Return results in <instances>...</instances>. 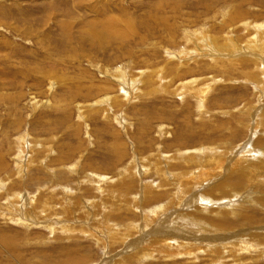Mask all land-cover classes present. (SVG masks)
<instances>
[{
    "label": "rangeland",
    "instance_id": "obj_1",
    "mask_svg": "<svg viewBox=\"0 0 264 264\" xmlns=\"http://www.w3.org/2000/svg\"><path fill=\"white\" fill-rule=\"evenodd\" d=\"M234 10L243 12L246 21L254 25L264 23V0H0V156L6 165L4 170L0 169V183L4 187L0 186V196H3L0 197V240L4 232L3 238L13 239L10 246L21 252L22 264L26 260L27 264H64V260L72 259L67 250L80 251L88 257L94 255L90 264H110L107 257H111V264H120V256H125L123 248L112 249L108 255L103 248L107 241L100 244L89 234H98L97 237L107 240L102 218L112 208L115 210L110 218L112 222H137L143 228L145 212L153 211L147 208L150 203L146 204L144 197L145 187L150 184L154 187H150L152 190L166 192L168 196L148 201L159 200L161 208L167 204L169 212L175 210L179 218L173 222L178 225L186 226L199 214L198 208L205 205L214 211L219 205L231 203L221 198L223 188L216 187L229 174L217 179L210 176L205 180L207 183L186 192L177 181L170 179L171 171L165 177L159 176L148 163L150 159L153 165L173 157L179 148L193 151L205 143L209 146V142L228 140L235 143V149L243 147L244 154L253 160L264 158L261 156L264 153V95L259 98L256 86L243 74L247 72L244 69H253V65L234 67L228 61L242 59L247 54L233 56L235 53H231V56L223 52L214 58L213 47H210L212 51L201 47L204 50L195 56L196 46L190 41L201 29H211L216 37L233 36L245 46L253 31L247 32L241 22L224 25ZM123 16L135 25V33L125 42L111 40L98 45L90 39L89 31L104 30L102 20ZM178 54L184 58L181 62L176 59ZM182 62L186 64L182 72L186 70L184 83L200 81L199 88L210 90L204 110L193 92L184 94L179 88L182 78L173 81L169 92L154 91L161 84L157 83L158 78L143 85L142 74L147 70L159 69L160 74L161 68L168 65L170 72H174ZM51 70L55 85L50 89L47 75ZM118 70H125L127 75H124L123 87L110 77ZM125 94L130 97L127 99ZM107 97L127 100L112 108L102 106L99 111L85 107L86 119H80V106H92ZM49 103L50 109L46 108ZM31 144L35 146L33 152ZM22 149L24 154L20 153ZM158 151H162L161 155ZM151 155L158 157L152 159ZM32 159L30 168L23 167V174L19 176L20 164ZM172 164L176 165V161ZM68 167L76 169L77 174L67 172ZM161 168L165 170V165ZM126 170L131 175L128 181L121 182ZM94 181L103 186L104 195L99 193ZM245 192L250 201H255V194ZM189 197H195V203H189ZM201 198L205 201L201 202ZM235 199L231 200L236 203L241 196ZM15 201L24 213L30 211L33 224L5 216L6 206ZM245 203L242 205H247L245 210L254 218L240 222L237 230H244L246 237L251 236L247 240L259 247L233 250L227 254L225 264H264V208L256 202ZM229 211L223 210L222 214L228 216ZM218 215L206 213L203 217L214 222L222 219ZM64 221L74 227L73 234L60 231L59 223ZM48 225H54L52 232ZM142 234L136 233L135 238ZM5 254V250L0 252L3 264H18ZM150 259L145 264H211L205 256L194 262L185 257L169 262L159 256ZM131 262L138 264L133 259Z\"/></svg>",
    "mask_w": 264,
    "mask_h": 264
},
{
    "label": "bare ground",
    "instance_id": "obj_2",
    "mask_svg": "<svg viewBox=\"0 0 264 264\" xmlns=\"http://www.w3.org/2000/svg\"><path fill=\"white\" fill-rule=\"evenodd\" d=\"M242 13L240 14L239 12H235V10H234L233 12H231V14L229 15V18H227L224 25L225 24L236 25L237 23L241 22L242 26L244 27V29L247 32L253 31L252 34L249 33L250 38L248 41L245 42V46H243V44H241L236 39V37H233V36L232 37L227 36L224 39L218 38V37H216L217 34L214 35V33H212L211 29H207V30L201 29L199 31V33H196L197 32L196 31L195 32L196 35L194 37L191 36L192 39H190V41L193 42L194 45L196 46V48L193 52L194 53L193 55H195V56L198 55L199 52L204 50L201 47L207 48L209 51H212V49H210V47H213L214 51L212 54H213L214 58H216V56H219L217 54H222L223 52L226 53V55L227 54L231 55V53H235V54H233V56H237V55L242 56L243 53L247 54V56L245 55V57H242V59H238V60H234V61L229 59L228 61L231 62V65H233L234 67L238 64H240V66L241 65H247V68H249L248 66L253 65L252 66L253 69L252 68L251 69H244V71H247V72L246 73L243 72V74L247 76V78H248L247 81L249 83H252L253 85L256 86L257 91H258L257 94L259 95V98H260L261 95H264L263 94V91H264V23L263 24L255 23V25H254V24H252L254 22L246 21L248 19L244 15L242 16ZM124 17H126V16H123L120 19L109 18V17H108V19L104 18L105 21L102 20V23L104 24V26H103L104 30L98 31V30H91L90 29L91 30V31H89V33L91 34V35H89V36H91L90 39L95 40L94 43H96L98 45H105L107 42H109L111 40H116V41H119L120 43L125 42L129 36H131L135 33V27H134L135 25H134L132 20L123 19ZM165 23H166V21H165ZM231 28H229V29H231ZM172 31H173V29H172ZM185 31L190 32V30H188V29H186ZM170 52H171V50H170ZM224 55L225 54H223V57H224ZM175 56H177L176 59H178L179 61L181 59H184L183 56H180V54L175 55ZM175 56H173L170 61H173ZM170 57H171V55H170ZM200 58L198 57V59H200ZM224 59L225 58H220L219 60H224ZM225 61H227V60H225ZM185 62H187L186 59H185ZM188 62H190V61H188ZM218 62H219L218 60L217 61L214 60V63L218 64ZM181 64H182L181 66L179 64L177 67H175V69H177V70H175L174 72H170V70H169L170 68H167L168 65L163 66L161 68V70L163 72L160 71V74H158V72H157L159 69L158 70H147L146 72H144L145 73L144 75L142 74V77L144 78V79H142V81L145 82V83H143V85H146V83L150 84L154 78L155 79L158 78L157 83L159 82L161 84H160V86H159V84H157L159 87H155L154 91L156 93H158L159 90H161V91L165 90V91L169 92V88L172 87L174 80L179 79V78H182V81L184 80L183 78L185 77L184 74H185L186 70L184 73H182V72L184 71L186 64L184 62H182ZM208 64H211V62L210 63L208 62ZM209 66H207V67H209ZM48 72L49 73L47 76H50L48 78L50 80L49 81L50 82L49 88L51 89L55 85V82H53V76L54 75L52 74V72H53L52 70L48 71ZM108 72H111V68L108 69ZM127 73H128V71H127ZM167 73H169V74H167ZM124 75L127 76L125 70L124 71L118 70V71L114 72V74H112V76H110V77L116 81L115 83H119L122 86V83L125 82V79H124L125 76ZM169 76L171 77L170 78L171 80H167V78H169ZM132 79H133V77H132ZM201 81H202V79H201ZM198 82H200V81L195 80V81H191L190 83H184V81H183L182 84L179 86V88L183 91L184 94H186L187 91L193 92L194 93L193 96L196 97V99L201 100V102L199 104H201V108H202V110H204V106L207 104L206 100H207V96H208V93L210 90H208V88H207L208 85L206 87L207 90H204L201 87L199 88L197 86ZM204 82H205V80H203L202 84H204ZM206 82H208V81H206ZM8 84L10 86V82ZM140 85H142V84H140ZM135 86H136V84H135ZM12 87H14V86H12ZM3 88H5V87H3ZM138 88L140 89V86H138ZM124 90H126V89L124 88ZM106 95H108V94H106ZM148 95H149V93H148ZM150 95H154L153 90L150 91ZM193 96H191V97H193ZM125 97L126 98L130 97V95L125 94ZM127 99L107 97L103 101H101L102 99L98 100L95 103V105L80 106L81 111H80L79 117H80V119H83V121H84V119H86L84 116V108L85 107H88L90 110H94V111L98 110L99 111L102 106L112 108V105L113 106L114 105H120L121 103H123V100L125 102ZM96 100H94V101H96ZM135 100H138V99H135ZM46 108L50 109V108H52V105L49 103V106ZM257 114H259V113H257ZM250 116H252V115H250ZM263 116H264V113H263ZM255 118H260V117L255 116ZM238 120H240V119H238ZM239 124L242 125L243 127H244V124L246 125V123H244V124L239 123ZM245 127H247V126H245ZM220 142H213V143L209 142V144H210L209 146L205 145L206 144L205 143V144H202L198 149L193 150V151H185L183 148H179L175 156L170 157V158L166 157L163 159L164 161H162V162L159 160L158 162H160V163H157V161H156L155 163H153V165H152V160L150 159L148 164L150 165L149 168L155 167L156 173L162 177H165L171 171L172 175L170 176L171 177L170 179H174L175 181H177L176 183L180 187L185 188L186 192H188V190L191 191L192 189H194L195 186H200V185L207 183L205 180H208V178H210V176L214 175L215 178L217 179L221 175L225 174V176H226V174L227 175L229 174L230 176L227 178V180L226 181L222 180L219 183V185H217L216 187L217 188H220V187L223 188L221 198H223L224 200H227L231 203H234V204L231 205V203L227 202L226 204L219 205L220 208L218 210H214V211H210V209L207 208V205H205L202 209L198 208L199 214L194 217L195 219L193 217H191V218H193V220L189 221V223H187L186 226H184V224H181L184 227L182 229L181 225L174 224V222H173L174 220H177V218H179V216L177 217V215L175 214V210L174 211L171 210V212H169L170 210H168L167 204L162 206V208H161V206H160L161 202L159 200H156L153 202L148 201L149 198L150 199H158L161 196H168V194H166V192L161 193L157 189L152 190L151 188H154V187H152L150 184L151 188L149 186L148 187L144 186L147 189V191L144 193V195H145L144 197L146 199V204L149 205V203H150V206L147 208H152L153 211L145 212L146 214L143 216V228L140 227V225L137 222H131L128 224H120V223L112 222L113 220L111 221L110 218H112L111 216L114 214L115 210H114V208H112L111 210L110 209L108 210V208H107V210H108V211H106L107 214L105 216H103L104 218H102L103 223L106 226V228L103 230H105V235H106L107 240H103L99 236H98L99 237L98 238L97 237L98 234H93V233L89 234V237L90 238H91V236L95 237L94 238L95 242L97 241L100 244H103L104 243L103 241H107L104 245L105 247H103V248L105 249L106 254H108V255H110L109 252L111 253L112 249H116V250L119 249L120 250L121 248H123L122 253L125 254V256H123V255L120 256L121 261L118 262L120 264H132V263L135 264L134 262H131L132 259L135 260V262L138 264L139 263L145 264V262H147V260H151L150 258L155 259L156 256L162 257L168 262L174 261L175 259L182 258V257H185L189 261L194 262V261H197L198 259H200L201 256H205V257H209V259H210L209 261L211 264H225L227 262L226 261L227 254L233 250H237V251L256 250V247L258 245L256 243H251V242H249V240H247V238L248 237L250 238L251 236L246 237V235H245L246 233L244 230H242V229L237 230V229L240 228V222L247 220V219L252 220L254 218L253 214H249L245 210L247 205L244 206L242 204H246L245 202H248L249 204L256 202L258 205H260V206L262 205L264 208V158L253 160L249 154H248V156H246L244 154L243 147L240 150L235 149L234 148L235 143L232 140H228L225 142L222 141L221 143ZM262 142H264V141H262ZM22 145H23V143H22ZM34 147L35 146L31 144V151L32 152L34 150ZM24 152H25V150L22 149L20 153L24 154ZM158 152L161 155L162 151H158ZM122 154H123V152H122ZM263 155H264V153H261V156H263ZM1 156H0V163H2V161H4V160H2ZM153 156H152V159L158 157V156L157 157H153ZM161 159H162V157H161ZM21 161H22V163H25L23 160H21ZM33 161H34L33 159L28 160L27 164H24L22 166L20 164V167L17 170L19 176H22V174H23V171H24L23 167L24 168L25 167L30 168V165L33 164ZM173 161H176V165H174V166L172 164ZM78 162L80 163V160ZM163 164L165 165V170L161 168ZM167 166H170V167L166 168ZM225 167H226V169H225ZM5 168H6V165H3V163L0 164V169L4 170ZM146 169H148V168H146ZM196 169H198V170L196 172H193ZM68 171H70L69 172L70 174H77L76 169L69 170V167H68L67 172ZM174 172H177V173H174ZM161 173H162V175H161ZM130 175H131V173H129V170L128 171L126 170L122 174V176H124V177L122 178L121 182L128 181V177ZM96 176H99V175H96ZM11 178H8V180ZM88 178H91V176L90 177L88 176ZM4 179H5V177H4ZM91 179H93V178H91ZM99 182H102V181L100 180ZM94 183L99 186L98 182L94 181ZM103 183H104V180H103ZM0 186H1V189L4 188L2 183H0ZM4 186H5V184H4ZM97 188H99V193L101 195L105 194L104 193L105 190L103 189L102 185H100ZM247 190L251 191L250 193L256 195L255 201H254V199L251 201L249 200L250 197H248V194L246 195V192H245ZM5 192H4V194L6 195L7 192L6 193ZM14 193H16V192H14ZM242 193H244V195H241ZM239 196H241V199H237ZM0 197H3V196H0ZM14 197H15V195H14ZM234 197H236V199H237L236 203H235V201L233 202V200H231ZM189 198H190L189 203H195V199H194L195 197H189ZM135 199H137V198H135ZM200 201L204 202L205 199L201 198ZM29 202H31V200H29ZM47 203H48V201H47ZM134 203L137 204L136 202H134ZM130 206L132 207L131 204H130ZM133 206H135V205H133ZM6 207H7V209H5L4 214L6 217L10 216L9 217L10 220H16V221L17 220L18 221L25 220L27 223L31 222L30 219H32V215L29 213L30 211L28 213H24L23 209L21 208V206H19L18 202H16L15 204L14 203L12 204V202H10ZM71 209H73V208H71ZM226 209H230V211L228 212V216L226 215V213L222 214L223 210H226ZM247 210H249V209H247ZM206 213H210L211 215L217 214V216H219L218 214H220L222 219H217L214 222H209L206 219H204V217H203V214L205 215ZM200 214L202 215V217L200 216ZM232 214L235 215V217H232L233 216ZM97 216H99V215H97ZM97 216H95L94 218L96 219ZM196 217H201V218H196ZM228 217H229V219H227ZM97 218H99V217H97ZM54 220H55V218H54ZM49 222H51V221H49ZM67 222L68 221H64L62 223H59V225H61L60 231L62 230L61 232L65 233V234L66 233L73 234V231H75L74 227H70L71 225L67 224ZM30 224H33V222H31ZM36 224H38V223H36ZM95 224H97V223H95ZM48 226L51 227V232H52V229L54 230V225L53 226L48 225ZM180 229H182V230H180ZM142 231H143V234H142ZM207 232H208V234H207ZM98 233H100V232H98ZM136 233L142 234V236L137 239V238H135ZM2 235L6 236V233L4 232L1 234V237H2L0 240V248L2 249L1 251L5 250L6 251L5 255L7 256V258L12 257L18 261V264H19V262L22 264L21 255H20L21 252L18 253L17 250L15 251L14 248H12V246H10V244H12L13 239L12 238L5 239V238H3ZM8 245H9V247H8ZM100 246H102V245H100ZM72 251H70V250L66 251L72 257V259L64 260L65 261L64 264H90V262L92 261L91 259L94 260V257H93L94 255H91L88 257L85 254H81L80 251H79V253H74ZM71 252H72V254H71ZM24 256H25V254H24ZM130 257H132V258H130ZM128 258H130V259H128ZM106 260L111 261L110 264L113 263L111 257H107ZM27 261L28 260L25 261L26 264H27ZM0 264H3V262H1V260H0ZM105 264H108V263H105Z\"/></svg>",
    "mask_w": 264,
    "mask_h": 264
}]
</instances>
